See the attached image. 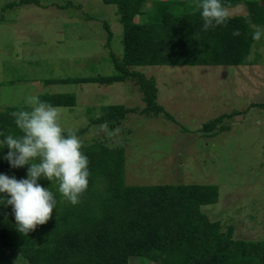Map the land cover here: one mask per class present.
Listing matches in <instances>:
<instances>
[{"label": "rangeland", "instance_id": "obj_1", "mask_svg": "<svg viewBox=\"0 0 264 264\" xmlns=\"http://www.w3.org/2000/svg\"><path fill=\"white\" fill-rule=\"evenodd\" d=\"M0 0V108L27 109L28 96L74 93L73 106L61 110V126L77 130L83 146L121 144L128 185L214 184L216 203L202 205L223 231L232 224L233 238H264V35L253 41L244 65H142L132 68L155 79L157 102L172 114L145 117L141 91L132 80L110 84L63 82L60 78L114 73L109 57L123 54L122 26L116 6L102 0H38L4 8ZM72 4L66 5V2ZM264 3V0H259ZM147 0L144 9L152 7ZM245 14V6L228 8ZM138 15L136 22L144 21ZM106 24L111 31L106 45ZM257 25L252 26L255 30ZM264 29V26H259ZM121 104L132 109L118 123L89 124L99 107ZM228 129L215 135L200 130L221 114ZM22 263L15 252L0 248V264ZM129 264H154L131 258Z\"/></svg>", "mask_w": 264, "mask_h": 264}, {"label": "trees", "instance_id": "obj_2", "mask_svg": "<svg viewBox=\"0 0 264 264\" xmlns=\"http://www.w3.org/2000/svg\"><path fill=\"white\" fill-rule=\"evenodd\" d=\"M102 0L116 6L122 26L123 54L110 50L114 73L107 76L60 78L63 82L110 84L132 80L145 102L141 114L174 120L157 102L155 79L133 69L142 65H244L253 43L252 26H264V3L259 0H222L224 6L244 5L245 14L231 15L225 25L203 30L193 0ZM38 0H16L10 8ZM72 4L66 2V5ZM145 19L136 22L135 17ZM106 45H110L111 31ZM238 30L240 35L234 36ZM37 97L53 106H73L74 93H43ZM264 106V103H255ZM26 107L0 108V140L22 135L11 113ZM132 109L121 104L99 107L89 124L118 123ZM221 114L204 122L205 134L228 129L221 120L238 113ZM240 113V112H239ZM175 121V120H174ZM87 128L75 130L79 136ZM216 129V131H214ZM67 135V131L64 132ZM89 159V184L80 202L72 205L59 193V182L41 176L38 183L50 189L56 199L51 218L27 235L17 229L10 196L0 193V248L16 252L22 263L2 264H129L131 258H145L154 264H264V238H233L232 224L223 231L219 221H211L202 205L216 203L214 184L128 185L124 181L125 150L121 144L96 142L81 149ZM9 149L0 148V174L16 179L27 178L29 165L13 168L4 159Z\"/></svg>", "mask_w": 264, "mask_h": 264}, {"label": "clouds", "instance_id": "obj_3", "mask_svg": "<svg viewBox=\"0 0 264 264\" xmlns=\"http://www.w3.org/2000/svg\"><path fill=\"white\" fill-rule=\"evenodd\" d=\"M192 7L194 12L200 13L205 31L225 25L230 19L222 0H193ZM233 35L240 33L236 30ZM262 35L264 29L256 26L252 39L260 41ZM26 103L30 110L11 113L22 135H7L0 140V148L7 146L9 149L4 159L11 167L29 165L24 179L0 174V193L10 196L6 203L12 205L17 229L24 235L45 224L56 206L53 192L37 182L41 176L58 181L59 193L72 205L80 202L90 176L89 159L81 150V139L73 129L64 134L60 108L34 95L28 96Z\"/></svg>", "mask_w": 264, "mask_h": 264}]
</instances>
